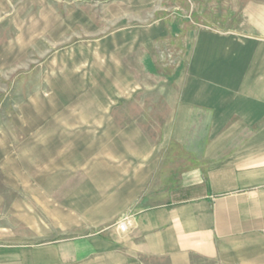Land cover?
Here are the masks:
<instances>
[{"label":"rangeland","instance_id":"374dc122","mask_svg":"<svg viewBox=\"0 0 264 264\" xmlns=\"http://www.w3.org/2000/svg\"><path fill=\"white\" fill-rule=\"evenodd\" d=\"M222 54L264 75V0H0V264H87L186 203L233 130L177 128L178 100Z\"/></svg>","mask_w":264,"mask_h":264},{"label":"crops","instance_id":"0c3cea01","mask_svg":"<svg viewBox=\"0 0 264 264\" xmlns=\"http://www.w3.org/2000/svg\"><path fill=\"white\" fill-rule=\"evenodd\" d=\"M228 59L222 54L203 66L198 83L178 100L177 128L233 130L202 153L208 163L190 165L189 200L134 216L122 247L101 244L87 264L110 257L122 264H147L148 258L159 264H264V75L253 81L248 55L236 68ZM255 129L263 131L239 137ZM231 142L236 149L223 152Z\"/></svg>","mask_w":264,"mask_h":264}]
</instances>
